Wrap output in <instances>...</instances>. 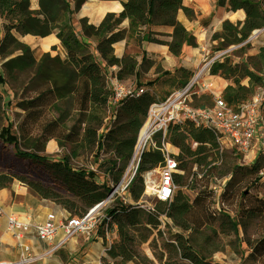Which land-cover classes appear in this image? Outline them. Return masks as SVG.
Returning <instances> with one entry per match:
<instances>
[{
	"label": "trees",
	"instance_id": "trees-1",
	"mask_svg": "<svg viewBox=\"0 0 264 264\" xmlns=\"http://www.w3.org/2000/svg\"><path fill=\"white\" fill-rule=\"evenodd\" d=\"M30 1L0 0V18L3 24L0 38V82L12 79L16 73L34 69L32 80L49 83L50 88L20 105L24 109H31L43 102L47 104L55 114V123L67 132L65 139L72 143L70 152L56 161H49L36 152L19 149H16L14 155L20 159L46 163L49 168L60 174L68 192L75 199L37 181L7 173H0V189L7 188L14 179H18L40 198L52 200L69 213L70 210H79L78 215H83L88 209L104 201L109 196L111 187L98 183L87 169L72 167L70 158L77 156L80 149L101 153L104 157L100 159L98 167L113 184H117L130 163L148 107L165 99L173 90L182 88L193 75V72L185 67L173 70L162 68L155 70L151 81L141 83L139 66L151 61H146L142 56L141 63H138L129 54L116 57L113 43L124 36V31L118 26L127 18V36L133 37L136 43L145 40L166 44L172 55L179 56L184 45H194V37L176 19V13L181 9L188 19H191L194 13L182 0H119L122 5L119 13H107L97 27L82 18L78 21L77 30L72 22L73 16L86 0H37V9H31ZM215 1L217 6L225 7L228 11H244L242 23L234 24L224 20L219 34L220 49L247 40L240 46L241 53H244L253 31L264 28V0ZM52 32H55L65 51L64 60L59 55L51 56L48 52L37 57L34 49L17 37L27 34L45 37ZM113 66L116 67L114 73L118 79L134 77L137 88L146 86L150 90L135 98L125 96L116 107L111 108L109 100L112 91L106 73L108 68ZM210 66L212 74L231 81V84L225 87L222 97L228 106L235 108L253 95L258 87L264 85V44L257 46V52L247 55L244 61H231L224 57L213 61ZM81 80L86 84V105L75 109L74 97ZM46 93H51L54 100L48 102ZM41 98L44 100L40 101ZM202 98L207 100L208 97ZM38 101L40 103H37ZM0 130H3L2 125ZM161 138V133L158 132L153 137L154 145L150 144L142 151L137 168L127 185L135 203L115 200L105 209L104 221L107 230H114L117 234V239L106 251L107 257L120 264L127 261H137L140 264H205L206 255L193 245L191 234L195 229L207 224L210 209L211 214L219 213L218 215L226 220L237 239L238 222L228 210L222 208L221 198L220 207L213 205L215 200L211 203L213 191H197L191 199L183 188H194L190 183L198 175L192 171L194 166L206 172L214 160L222 157L219 142L211 129L196 126L191 120L170 124L166 129L164 141L178 149L177 154H172L176 162V170L172 173L175 189L170 199H157L153 207L145 208L142 206L144 202H139L143 201L144 197V173L164 164V153L160 149ZM11 142L17 145L16 141ZM57 142L60 147L63 146L60 139H57ZM250 164L254 173H262L264 154H260ZM258 178L259 176L256 177ZM225 193L226 189L222 191L221 196ZM242 197H246V192L242 193ZM263 212L264 199H258L257 204L240 203L238 212L234 214L240 218L243 215L252 218ZM162 215L179 229L172 231L168 223L164 224L166 229H161ZM147 241L153 261L138 247ZM239 241H245L250 248L246 259L257 257V253L258 256L264 254V236L255 240ZM101 260L105 263L107 258L102 257Z\"/></svg>",
	"mask_w": 264,
	"mask_h": 264
},
{
	"label": "rangeland",
	"instance_id": "rangeland-1",
	"mask_svg": "<svg viewBox=\"0 0 264 264\" xmlns=\"http://www.w3.org/2000/svg\"><path fill=\"white\" fill-rule=\"evenodd\" d=\"M203 24L206 25L207 23L204 22ZM2 28L3 24L1 25V29ZM260 30L262 31L260 38L258 37L259 39L257 40V38L253 36L250 39L249 45L246 46L244 53H241L240 46L245 44L247 40L239 46H236L238 44L233 45L235 48H232L223 58L227 57L231 61H244L247 55H252L254 53L252 52V48L264 43V29ZM1 32H3V29ZM199 37L201 39L203 36L200 35ZM216 38L217 34L215 32L212 35V39ZM219 41L220 38L210 43V49L213 51L220 49ZM32 49H34L37 57L45 53L39 46ZM134 49V47L131 48V51ZM47 52L50 55L53 54L50 51ZM205 61L206 57H203V59L192 68L194 70L193 74L201 70ZM1 62L2 60L0 59V65ZM139 67L141 70L140 81L143 84L154 78L155 70L162 69L159 59H154L149 63H142ZM210 67L211 66H209L208 70L204 68L202 71V78L207 80L208 77L213 75L210 71ZM33 73L34 69L27 70L16 73L12 79L9 78L6 82H0V126L2 125L3 129L2 131L0 130V173H7L37 181L45 187L53 188L61 194L75 199L72 194L68 192L60 174L49 168L46 163L20 159L14 155L16 149H19L21 151L36 152L39 155L45 156L49 161H56L70 152V145L72 142L65 139V134L67 132L62 126L55 123V114L50 111L47 104L43 102L31 109H24L20 105L28 99L38 97L40 93L47 92L50 88L49 83H40L37 80H32ZM128 82L136 86L134 77L129 79ZM203 96L207 97V94L205 92H200L198 95H194L192 98V105L196 107L211 105L208 100L202 98ZM47 97L48 102L54 100L51 93H48ZM43 100V98L40 99V101ZM86 100V84L81 80L78 83V88L74 97V108H83L86 105ZM37 103L40 102L38 101ZM261 114L264 122V101ZM67 124L70 125L71 123ZM57 139L61 140L63 144L62 147L58 145ZM12 140L16 141L17 145L12 143ZM50 144H54L55 148H49ZM171 146L172 145L169 147V151H173ZM220 150L222 151V157L214 160L211 164V168L206 170V172L200 171V168L196 166L193 167L192 171L198 174L196 178L191 181L189 180L194 188L189 190L183 188V191L187 193L191 199L197 191H213L214 196L213 199H211V203L215 200L216 202L213 205H216L218 208L220 207L219 200L221 198L223 202L222 208L228 210V213L232 214L233 219L238 222V239L226 220L221 215H218L219 213H215V215L211 214L212 211L210 209L207 224L195 229L193 234H191L192 243L206 255L205 264L215 262L223 264H264V254L258 256L257 253V257L246 259L250 253V248L245 241H239V239L255 240L264 236V212L259 215H254L252 218L246 215L240 218L239 216L236 217L234 214L238 212L240 203L257 204L258 199H264V167L262 173L256 174L250 169L251 164L245 159L243 153L229 146H222ZM102 157L104 156L101 153L96 154L94 151L80 149L77 156L70 158V164L77 169H87L92 173L94 179L98 183H105L111 187L110 196H108V198L96 209L98 214L95 218L94 233L86 239L94 240L96 235L102 236L107 231L109 232L107 235L108 241L111 245V243L117 239V234L114 230H107V225L104 221L105 209L110 207L115 200L124 203H135L129 194L127 186H124L132 175V171L127 172L128 167L126 168L122 176L125 178V181L121 183L122 186L116 189L117 184H113L103 170L98 167ZM148 172H150L149 177L154 181L153 185L157 184L159 180V167L149 170ZM144 175L146 174L144 173ZM257 176H259L258 179H256ZM7 188L13 189L20 197L31 196L38 200L42 199L30 190L24 182L18 179H14ZM224 189H226V193L222 197L221 193ZM243 192H246L245 198L242 197ZM143 196V201H139L140 203L144 202L142 206L145 208L153 207L157 201V197L154 194L145 192V190L143 191ZM45 201L50 202L51 206L54 208L58 206L52 200L45 199ZM70 212V215L73 216L79 214V210L76 212L70 210ZM160 220L162 222L161 229H166L164 226L165 223L171 226L172 231H177L179 229L173 226L171 221L164 215L160 217ZM148 243L149 241L142 243V245L138 247L142 253L153 261L154 259ZM58 252L62 255L60 256V261L63 264H79L84 262V260L86 261L84 254H79L78 251L72 252L71 254L60 249ZM103 264L120 263L108 257ZM124 264L140 263L137 261H127Z\"/></svg>",
	"mask_w": 264,
	"mask_h": 264
},
{
	"label": "built area",
	"instance_id": "built-area-1",
	"mask_svg": "<svg viewBox=\"0 0 264 264\" xmlns=\"http://www.w3.org/2000/svg\"><path fill=\"white\" fill-rule=\"evenodd\" d=\"M250 39L249 37L248 40ZM212 42L215 41L211 40L210 43ZM232 48H235V46L231 45L216 51L210 50L205 55L204 66L200 71L193 74L182 88L173 90L165 99L156 101L148 107L145 121L139 131L127 169V172L132 171V175L124 186L128 185L133 176L142 151L148 148L150 144L154 145L153 137L160 132L162 136L160 149L164 153V164L159 167V180L155 185H152L146 178L147 175H150V172L145 173L144 190L147 193L154 194L158 200L166 201L171 198L175 189L172 183V173L176 170V162L172 157L174 153L169 151L170 144L164 141V136L170 124L186 119L191 120L196 126L211 129L215 133L220 147H233L243 153L244 156L252 149L259 132L261 143L264 146V125L261 114L264 101V85L258 87L253 95L235 108L226 104L222 97L223 94H214L213 92H208L207 96V100L211 105L205 107L192 105L194 95H198L200 92L206 93L208 87L202 78L204 68L208 70L213 61L221 60ZM115 70L116 67L113 66L108 68L106 73V79L112 91V97L109 100L111 108L116 107L125 96L135 98L144 91L150 90L146 86L137 88L132 83L118 79L114 73ZM143 128L144 134L140 140V132ZM124 181L125 178L122 177L117 183L116 189L122 186L121 183ZM103 202L88 209L83 215L73 216L64 209V212L61 213L54 210L48 211L44 219L39 221H34L33 217L28 214H5L0 209V215H5L7 230L15 237L19 251L16 258L0 260V264H31L56 254L70 238L76 235L89 237L94 233L95 218L98 214L96 209ZM230 215L232 216V214ZM31 228H33L36 238L46 244L39 252H34L32 247L23 241L24 234Z\"/></svg>",
	"mask_w": 264,
	"mask_h": 264
},
{
	"label": "crops",
	"instance_id": "crops-1",
	"mask_svg": "<svg viewBox=\"0 0 264 264\" xmlns=\"http://www.w3.org/2000/svg\"><path fill=\"white\" fill-rule=\"evenodd\" d=\"M31 3V9L38 8L37 0H31L30 4ZM112 3H117L119 8L108 7ZM182 3L193 10L194 16L191 19H188L185 13L179 9L176 13V19L191 35H193L195 45H184L182 48V53L179 56H174L169 52L168 46L166 44L149 42L145 40L136 43L133 37L127 36L129 21L127 18H125L118 26L120 30L124 31V36L122 39L113 43L114 54L116 57L120 58L124 54H129L130 56H133L138 63H141L142 56L145 57L146 61L159 59L163 69L173 70L178 67H185L194 73L192 68L211 50L209 47L210 41H217L219 38L222 22L224 20H228L234 24L237 22L242 23L245 17L244 11L242 9L228 11L225 7L217 6L215 0H182ZM104 4L106 7H103ZM121 10L122 5L119 0H86L74 14L72 22L77 30H79L78 21L82 18H85L88 24L92 25L93 27H97V23H100L107 13L117 14ZM204 22L207 24L204 25ZM1 25L2 19L0 18V38L2 36ZM260 31L255 34V38H257V40L260 38V35H262V31ZM215 32L217 34V38L212 39V35ZM200 35L203 36L201 39L199 37ZM18 39L29 45L31 48H36L39 46L45 52H52V56L59 55L62 60L65 58V51L61 47L55 32H52L45 37L33 36L30 34L18 35ZM166 39L169 40V37ZM28 41H33L35 44L31 45ZM44 44L47 45V49L43 48ZM52 47H54L53 50ZM133 47L135 49L131 51V48ZM252 52L256 53L257 47L252 48ZM131 78L132 77H129L125 81L128 82ZM204 81L208 86L206 88L207 95L209 94L208 92L222 94L224 93L225 87L231 84L230 80L223 79L216 74L211 75L207 80L204 79ZM243 83L246 84V81ZM171 147L173 148L172 152L177 154L178 149L173 146ZM260 154H264V146L261 143L259 132L256 142L253 143V147L250 152L245 155V159L251 163L255 161ZM0 209L3 210L5 214L14 213L31 215L34 221L44 219L48 211L54 210L57 213L64 212L59 206H56L55 208L52 207L51 203L45 201V199L38 200L31 196L20 197L13 189L8 188L0 189ZM108 233L109 232L106 231L102 236L96 235L94 240H86L88 237L76 235L70 238L61 249L71 254L72 252L76 251H78L79 254H84L86 261L84 260V262L79 264H103L101 259L102 257L108 258L106 250L110 247V242L108 241L107 236ZM23 241L27 242L32 247L34 252H39L46 246L44 242L39 241L36 238L33 228L29 229V231L24 234ZM18 252L16 239L12 233L7 230L5 215L1 214L0 260L14 259L18 256ZM60 256L62 255L58 252L50 257L42 258L31 264H63L60 261Z\"/></svg>",
	"mask_w": 264,
	"mask_h": 264
},
{
	"label": "bare ground",
	"instance_id": "bare-ground-1",
	"mask_svg": "<svg viewBox=\"0 0 264 264\" xmlns=\"http://www.w3.org/2000/svg\"><path fill=\"white\" fill-rule=\"evenodd\" d=\"M108 6V5H107ZM103 7H106V5L104 4L103 5ZM108 7H112V8H119V5L117 4V3H112V4H110V6H108ZM31 45H34L35 44V42H33V41H28ZM43 48H46L47 49V45H43ZM143 134H144V128L141 130V132H140V140L142 139V137H143ZM49 148H51V149H54L55 148V145L54 144H50V147ZM147 178H148V180H149V182L153 185L154 184V181L153 180H151V178L149 177V175L147 176Z\"/></svg>",
	"mask_w": 264,
	"mask_h": 264
},
{
	"label": "water",
	"instance_id": "water-1",
	"mask_svg": "<svg viewBox=\"0 0 264 264\" xmlns=\"http://www.w3.org/2000/svg\"><path fill=\"white\" fill-rule=\"evenodd\" d=\"M99 24V22L97 23V25ZM259 30H255L253 31L252 35L250 36V38H252L253 36H255V34L258 32Z\"/></svg>",
	"mask_w": 264,
	"mask_h": 264
}]
</instances>
